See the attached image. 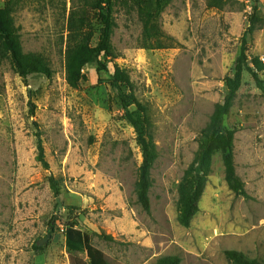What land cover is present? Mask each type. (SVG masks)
<instances>
[{
  "label": "rangeland",
  "instance_id": "1",
  "mask_svg": "<svg viewBox=\"0 0 264 264\" xmlns=\"http://www.w3.org/2000/svg\"><path fill=\"white\" fill-rule=\"evenodd\" d=\"M89 1L16 0L12 17L24 52L46 56L53 77L24 79L10 61L0 65V264H71L64 234L71 222L120 264H155L164 256H179L182 264H233L226 251L264 264V95L247 69L225 118V127L236 131V174L247 195L230 190L216 154L189 228L178 222L177 207L185 171L224 103L226 79L255 17L246 54L264 63V0H172L159 19L172 41L155 50L143 47L138 14L139 5L154 0H117L112 41L118 57L107 60V74L97 63L87 65L84 80L72 88L65 70L68 20ZM7 4L0 0V9ZM89 28L95 47L103 32L96 11ZM115 66L129 73L152 118L160 156L152 170L150 214L137 202L142 150L110 84ZM39 144L48 170L36 160Z\"/></svg>",
  "mask_w": 264,
  "mask_h": 264
},
{
  "label": "trees",
  "instance_id": "2",
  "mask_svg": "<svg viewBox=\"0 0 264 264\" xmlns=\"http://www.w3.org/2000/svg\"><path fill=\"white\" fill-rule=\"evenodd\" d=\"M171 1L154 0L151 5L138 6L139 18L143 24V47L145 49L155 50L169 46L165 43L171 38L162 32L159 19ZM87 3L89 8L73 10L68 20L65 70L67 83L72 88H78L84 80V68L87 65L97 63L99 72L107 74V60L118 57L112 41L117 27L114 16L117 0H93ZM16 5V0H8L7 8L0 9V65L4 61H10L14 72L24 79L31 74L42 75L50 79L53 77V70L48 58L41 53L24 52L20 29L15 26L12 17L16 11ZM92 11L99 13L103 22L102 37L95 47L90 45L92 32L89 28V18ZM258 21L256 17L250 20V26L241 39V52L237 58L235 72L233 76L226 79L227 94L224 103L218 105L210 126L202 131L194 161L185 171L179 186L178 222L185 228L191 226L194 217L200 212L199 204L205 192L212 161L216 154L222 157L225 181L230 190L237 195H247L245 184L236 174V131L225 127V118L242 87L245 69L252 75L257 88L264 95V81L260 79V73L264 71V63L257 57L249 60L246 54L248 40L254 33ZM109 77L118 102L127 121L133 126L142 150L143 161L139 168L135 193L138 204L147 214H150V191L154 185L152 170L160 156L154 141L152 118L148 107L138 99L134 84L125 69L115 66L114 73ZM36 160L44 169H49L42 144L38 146ZM50 185L55 195H58L59 187L54 178L50 179ZM64 234L66 248L71 254V264H120L94 247L91 235L79 228L76 223H68ZM101 237L114 241L112 236ZM34 249L42 250L37 244ZM76 254H85L87 260L77 257ZM226 256L233 264H260L257 260L250 259L236 251H226ZM155 264H182V260L179 256H164L158 258Z\"/></svg>",
  "mask_w": 264,
  "mask_h": 264
},
{
  "label": "water",
  "instance_id": "3",
  "mask_svg": "<svg viewBox=\"0 0 264 264\" xmlns=\"http://www.w3.org/2000/svg\"><path fill=\"white\" fill-rule=\"evenodd\" d=\"M58 204H59V206H61V202H60V200L58 199ZM47 238L46 239H44V240H42V241H40V242H38V245L39 246H42V245H44L45 243H47Z\"/></svg>",
  "mask_w": 264,
  "mask_h": 264
}]
</instances>
